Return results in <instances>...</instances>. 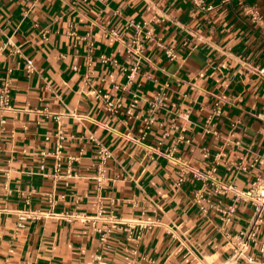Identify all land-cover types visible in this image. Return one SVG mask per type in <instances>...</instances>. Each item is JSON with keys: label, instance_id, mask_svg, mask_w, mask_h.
<instances>
[{"label": "crops", "instance_id": "crops-1", "mask_svg": "<svg viewBox=\"0 0 264 264\" xmlns=\"http://www.w3.org/2000/svg\"><path fill=\"white\" fill-rule=\"evenodd\" d=\"M251 8L264 20V0H0V264H264V223L255 262L230 260L253 206L212 179L264 178Z\"/></svg>", "mask_w": 264, "mask_h": 264}, {"label": "built area", "instance_id": "built-area-1", "mask_svg": "<svg viewBox=\"0 0 264 264\" xmlns=\"http://www.w3.org/2000/svg\"><path fill=\"white\" fill-rule=\"evenodd\" d=\"M249 12L252 14L253 18L258 21L264 23L263 16L260 11L255 8H251ZM116 34V32H113ZM166 54L170 58L176 57L174 51L169 48L166 50ZM27 69L32 72L35 69L34 61L32 58H27ZM259 73L264 75V66L259 68ZM102 98L106 101L108 110L111 114H117L121 107L120 101H114L111 99L109 94H102ZM1 102L6 104L9 101V92L6 89H3L1 92ZM219 112V110H218ZM58 153L61 152L62 145L60 144L58 147ZM112 154L110 150L104 146H100L99 149V157L101 158L103 164L109 158H111ZM61 164H58V169ZM217 170L216 166L211 168V172L214 173ZM213 179V184L216 186L215 191L218 193H222L225 190L231 191L234 193L236 199H241L246 202H249L253 206V214L251 217L250 224L244 229L231 237V243L233 244V253L231 255V259L233 262L239 259H246L249 262H255L254 258L248 254V249L252 243L257 242V235L260 229L261 224L264 223V178L257 177L252 184L246 189H239L234 184H221L219 180ZM195 200L200 205V208L203 211H207L206 203L209 199L205 196L202 189H200L196 195ZM223 219L226 223L231 222L234 208L231 206L227 210H223ZM29 217H37L34 213L30 212H22L20 214V220L23 221ZM19 225L23 226V223L20 222Z\"/></svg>", "mask_w": 264, "mask_h": 264}]
</instances>
